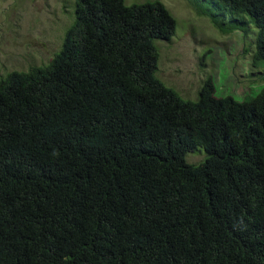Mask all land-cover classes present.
Here are the masks:
<instances>
[{
  "label": "trees",
  "instance_id": "16d2710c",
  "mask_svg": "<svg viewBox=\"0 0 264 264\" xmlns=\"http://www.w3.org/2000/svg\"><path fill=\"white\" fill-rule=\"evenodd\" d=\"M187 1L252 23L264 67V0ZM174 27L159 0H75L59 52L0 77V264H264V87L181 98L154 74Z\"/></svg>",
  "mask_w": 264,
  "mask_h": 264
},
{
  "label": "rangeland",
  "instance_id": "374dc122",
  "mask_svg": "<svg viewBox=\"0 0 264 264\" xmlns=\"http://www.w3.org/2000/svg\"><path fill=\"white\" fill-rule=\"evenodd\" d=\"M152 0H124L125 4ZM174 18V34L156 40L155 76L181 98L195 101L207 78L215 96L241 100L264 87V67L251 65L256 34L252 23L242 30L222 32L187 0H159ZM223 22L219 0H198ZM75 19V0H0V77L11 71L48 63L58 53ZM244 20V19H243ZM201 147L184 155L186 162L204 159Z\"/></svg>",
  "mask_w": 264,
  "mask_h": 264
}]
</instances>
